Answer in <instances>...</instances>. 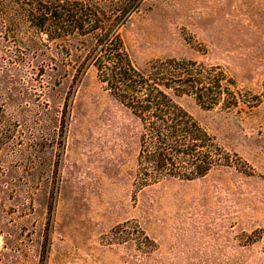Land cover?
<instances>
[{"label": "rangeland", "instance_id": "obj_1", "mask_svg": "<svg viewBox=\"0 0 264 264\" xmlns=\"http://www.w3.org/2000/svg\"><path fill=\"white\" fill-rule=\"evenodd\" d=\"M87 1L113 16L130 0ZM131 2L118 33L137 70L220 84L212 109L190 93L175 99L228 167L152 185L151 133L95 68L57 87L51 55L46 75L25 63L18 66L23 81H12L18 51H26L0 35L7 115L33 107L9 98L28 88L48 114L46 130L22 127L0 152V264H264V0ZM37 40L53 48L47 36ZM41 132L49 141L38 153Z\"/></svg>", "mask_w": 264, "mask_h": 264}, {"label": "trees", "instance_id": "obj_2", "mask_svg": "<svg viewBox=\"0 0 264 264\" xmlns=\"http://www.w3.org/2000/svg\"><path fill=\"white\" fill-rule=\"evenodd\" d=\"M134 6L135 3L130 0L111 11L113 16H109L101 6L87 0H0V35L4 36L1 39L23 44L26 51H18L16 67L13 68L17 80L12 81H23L18 66L25 63L31 64V70L37 76L46 75L45 64L51 55L53 79L57 87L70 74L73 82L77 83L90 68H95L110 94L151 133L152 144L146 157L151 175L148 170L146 175L154 179L152 185L175 179L189 182L204 178L212 170L227 165L215 158V142L181 109L175 98L190 93L203 108L209 110L219 105L222 88L218 82L207 86L202 81L196 82L195 78L178 76L172 79L168 75H157L154 72L146 75L137 70L118 33ZM24 33L29 38L26 43L23 41ZM37 35L47 36L53 48L43 42L39 43ZM30 54L31 62H26L25 57H30ZM197 83L200 84L199 88ZM7 85H10L9 82ZM5 91L8 92L6 87L0 93V152L12 139L17 140L15 135L20 133L16 130L22 127L46 130L45 117L48 116L43 105L34 104L38 103L39 96L30 88L20 92L18 90V94L11 90L9 98L18 97L20 101H30L33 107L17 106V116L7 115V104L3 96ZM213 92L215 98L206 101ZM69 108L68 101L65 114H62L65 122L62 121L60 126V130H63L60 135L62 148ZM43 134L41 132V140L33 142L38 153L43 151L42 148L49 141ZM21 143L22 135L19 145ZM27 149L31 153L30 148ZM23 151L19 150L16 154ZM142 158L140 154V162Z\"/></svg>", "mask_w": 264, "mask_h": 264}]
</instances>
